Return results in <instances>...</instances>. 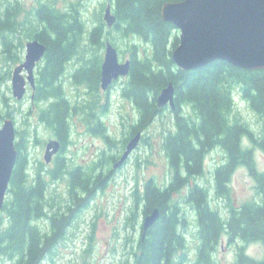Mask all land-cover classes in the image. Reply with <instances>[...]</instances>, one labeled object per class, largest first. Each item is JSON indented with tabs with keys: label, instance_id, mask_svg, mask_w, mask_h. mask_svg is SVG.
Listing matches in <instances>:
<instances>
[{
	"label": "trees",
	"instance_id": "16d2710c",
	"mask_svg": "<svg viewBox=\"0 0 264 264\" xmlns=\"http://www.w3.org/2000/svg\"><path fill=\"white\" fill-rule=\"evenodd\" d=\"M110 1L116 16L114 27L119 35L137 37L151 50L150 55L140 57L137 46H130V72L121 94L138 113L133 128L144 131L165 109L157 107L156 99L169 83L175 89L176 105L172 111L175 131L164 136L162 143L171 179L162 186L150 179L140 193L134 192L135 205L143 216L158 208L160 217L144 239H139L132 262L125 264L188 263L184 235L180 232L185 220L178 207L171 204L173 193L183 188H188L185 203L195 212L199 239L192 264H217L213 255L224 235L229 243H242L237 249L236 264H264V255L261 259H253L245 254V247L250 244L259 243L264 248V171L257 170L253 156L255 149L264 152V71H245L223 61L196 70H179L171 59V53L179 43L177 31L162 20L161 8L165 3L182 0ZM18 11L17 5L0 2V39L6 54L12 53L16 46L22 47V44L13 43L19 40L20 30L26 40L36 39L46 47L34 89V102L47 103L39 111V121L46 124L54 136L64 139L70 129L69 118L78 111L94 122L92 131L105 139L107 149L111 151L115 141L102 127L98 114L101 60L78 58L82 65L71 74L73 83L86 86L96 95L95 99L81 107L73 106L67 101L62 86L67 64L84 51L81 44L84 28L79 12L74 8L61 12L54 4L45 2L38 5L33 18L18 22ZM102 25L100 19L99 26L89 32L91 43L104 38ZM236 92L260 119L258 135L239 119H231L233 93ZM105 110L106 106L101 108V114ZM129 139H124L123 143ZM244 139L250 141L251 147L244 146ZM15 148L17 160L9 183V200L2 208L7 226L0 230V257L12 259L14 264H43L64 239L73 215L102 189L107 180L105 171L118 157L102 152L103 159L95 160L88 169L72 168L67 172L66 166L58 161L47 176L51 181L59 180L65 174L69 176L72 203L66 212L58 214L48 211L45 174L38 169L30 173L20 143L15 142ZM215 149L225 155L224 162L214 172L216 197L230 201L231 177L239 167L248 170L259 197L238 207L228 204L225 217L212 209L205 187L196 183L189 185L190 179L203 174L204 159Z\"/></svg>",
	"mask_w": 264,
	"mask_h": 264
},
{
	"label": "rangeland",
	"instance_id": "374dc122",
	"mask_svg": "<svg viewBox=\"0 0 264 264\" xmlns=\"http://www.w3.org/2000/svg\"><path fill=\"white\" fill-rule=\"evenodd\" d=\"M17 5L18 22H25L33 18V13L38 5L50 2L61 12H68L71 8L77 9L83 22L84 33L82 37V49L84 51L73 58L66 66L62 77V86L67 101L79 107L95 99L93 93L86 86L75 85L71 74L81 65L78 58L103 61L105 43L110 42L117 50L120 62L130 60L131 44L137 46L139 56L150 55L148 45L137 37L123 38L115 27L107 28L103 21L104 9L110 0H0ZM101 22L104 38L96 42L89 41V32ZM177 31V30H176ZM21 32V30H20ZM18 33V41L14 44H22V47L12 48V53L6 54L0 39V124L5 119H11L15 127V142L20 143L21 152L26 156L27 168L30 173L36 169L42 171L48 181L47 202L48 211L63 214L72 205L69 195V176L65 174L61 179L51 181L47 172L54 168V163L46 164L43 160L46 143L54 139L52 131L39 121L38 115L41 108L47 103H35L31 100V89L28 88L23 100L16 101L11 91V76L14 68L21 64L25 56L26 40ZM177 36L179 32L177 31ZM108 38V40L106 38ZM104 42L102 46L101 43ZM35 69L37 71L39 65ZM127 77L114 82L108 91L98 90V114L100 113L103 124L109 137L115 141L111 151L100 136L90 132L94 122L86 115L78 111L72 113L69 118L70 145L64 155L68 158L66 172L73 167L81 166L88 169L93 162L103 159L102 152L107 155H122L125 145L123 140L130 137L131 129L138 120V113L127 99L122 97L121 90ZM4 99L6 101L4 102ZM108 102V103H107ZM234 109L231 119L236 118L245 123L249 129L258 135L261 129V121L239 93H233ZM106 110L101 114V108ZM186 112V110H185ZM94 129V128H93ZM169 133H174L173 114L166 107L142 132V139L138 148L130 155L129 159L118 170L105 171L102 189L98 190L89 202L73 215L69 228L63 240L59 242L53 252L45 259L43 264H125L132 262L133 252L141 237L143 214L135 205V194L140 193L145 182L153 179L162 186L171 179L167 157L163 151V138ZM244 146L251 147L248 139H244ZM224 153L220 149L209 152L204 159V172L201 176L189 180V185L195 183L205 187L210 196V206L224 217L227 216L228 204L238 207L246 202L258 200L255 190V182L248 170L239 167L232 175L230 182V201L218 198L215 195L214 172L217 166L224 162ZM254 160L259 172L264 171V152L254 150ZM110 173H113L109 176ZM109 176V177H108ZM188 188L173 193L171 204L178 207V211L185 220L180 232L185 239V255L188 262H194L199 243L195 212L185 203ZM9 200L7 192L5 202ZM4 202V203H5ZM7 226L6 214L0 213V230ZM239 241L229 243L227 237L222 236L213 259L217 264H236V253ZM254 246V247H253ZM251 247V251L249 249ZM245 254L253 259H261L264 255L262 244L255 243L245 247ZM0 264H14L12 259L0 257ZM188 264V263H185Z\"/></svg>",
	"mask_w": 264,
	"mask_h": 264
},
{
	"label": "water",
	"instance_id": "95a60500",
	"mask_svg": "<svg viewBox=\"0 0 264 264\" xmlns=\"http://www.w3.org/2000/svg\"><path fill=\"white\" fill-rule=\"evenodd\" d=\"M161 18L179 32V43L171 53L177 69L191 71L203 68L215 61H223L245 71H264V0H182L168 2L161 8ZM103 21L107 28L116 23L111 3L104 9ZM46 47L38 40L25 44V56L11 76L12 96L21 101L28 86L35 89V69L43 60ZM130 72V60L120 62L116 48L105 43L104 57L100 68V89L107 91L113 82L126 77ZM175 89L172 83L157 96L159 109L169 107L175 111ZM15 127L11 119L0 124V213L9 189L12 171L17 160ZM142 131L137 132L125 145V149L113 166L118 170L138 148ZM60 143H46L43 160L50 164L59 153ZM160 211L154 208L142 221V239L158 221Z\"/></svg>",
	"mask_w": 264,
	"mask_h": 264
},
{
	"label": "flooded vegetation",
	"instance_id": "af4514ba",
	"mask_svg": "<svg viewBox=\"0 0 264 264\" xmlns=\"http://www.w3.org/2000/svg\"><path fill=\"white\" fill-rule=\"evenodd\" d=\"M38 8H36L35 10H34V12L37 10ZM32 40H36V39H32ZM31 41V40H30ZM35 84H36V80H35ZM28 88H30V87H28ZM31 89V88H30ZM109 90V89H108ZM107 90V91H108ZM31 100L33 101L34 100V90H32L31 89ZM108 103V102H107ZM43 123V122H42ZM46 125V124H45ZM103 125V124H102ZM103 128H104V126H102ZM94 128V127H93ZM92 128V129H93ZM89 131L90 132H93L91 129H89ZM174 131H175V129H174ZM137 132H139V131H135V129L132 127V129H131V137L132 136H134ZM50 140H52V139H50ZM54 140H57V141H59V143H60V145H61V147H60V151H59V153L58 154H56L55 156H53V158H52V161L51 162H53L54 163V165H56V163L59 161V162H62L63 164H64V166H68L69 164H68V158H66L64 155L68 152V148H69V145H70V130L68 131V134H67V136L63 139V138H59L58 136H54ZM116 161H118V159H115L114 161H112V163H111V166H113V164L116 162ZM73 168H84V167H81V166H76V167H73ZM113 173H110L109 174V176L110 175H112ZM108 176V177H109ZM83 197H84V195H83ZM139 232H140V235H141V237L140 238H142V228H141V226H140V230H139ZM193 262H188V264H192Z\"/></svg>",
	"mask_w": 264,
	"mask_h": 264
},
{
	"label": "clouds",
	"instance_id": "9594fccd",
	"mask_svg": "<svg viewBox=\"0 0 264 264\" xmlns=\"http://www.w3.org/2000/svg\"><path fill=\"white\" fill-rule=\"evenodd\" d=\"M254 247V246H253ZM251 251V247H250V249H249V252Z\"/></svg>",
	"mask_w": 264,
	"mask_h": 264
},
{
	"label": "bare ground",
	"instance_id": "6f19581e",
	"mask_svg": "<svg viewBox=\"0 0 264 264\" xmlns=\"http://www.w3.org/2000/svg\"><path fill=\"white\" fill-rule=\"evenodd\" d=\"M34 102V101H33ZM129 139V138H128Z\"/></svg>",
	"mask_w": 264,
	"mask_h": 264
}]
</instances>
